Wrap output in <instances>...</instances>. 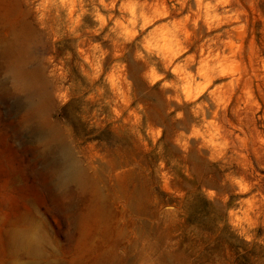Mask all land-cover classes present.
<instances>
[{"label":"rangeland","instance_id":"rangeland-1","mask_svg":"<svg viewBox=\"0 0 264 264\" xmlns=\"http://www.w3.org/2000/svg\"><path fill=\"white\" fill-rule=\"evenodd\" d=\"M0 48V264H264V0H0Z\"/></svg>","mask_w":264,"mask_h":264},{"label":"bare ground","instance_id":"bare-ground-1","mask_svg":"<svg viewBox=\"0 0 264 264\" xmlns=\"http://www.w3.org/2000/svg\"><path fill=\"white\" fill-rule=\"evenodd\" d=\"M4 43V42H3ZM231 44H227V43H223V45H218L215 49H214V53H215V57H217V59H223L225 52L227 53V50L229 51ZM7 47V46H6ZM1 49V48H0ZM10 50V49H9ZM231 51V50H230ZM21 52V51H20ZM15 53V52H14ZM210 53V52H209ZM226 56V55H225ZM19 58V57H18ZM218 59V60H219ZM11 60V59H10ZM22 60V59H21ZM20 66V65H19ZM22 67V66H21ZM18 69V68H17ZM19 72V71H18ZM260 77V76H259ZM237 79V78H236ZM247 79V78H245ZM233 80V78L231 79ZM234 81V80H233ZM232 81V82H233ZM238 81V79L236 80ZM247 81V80H246ZM244 82V80H243ZM247 83V82H246ZM245 83V84H246ZM232 84V83H231ZM234 84V83H233ZM244 84V85H245ZM243 85V84H241ZM233 89V88H232ZM232 95V94H231ZM238 94H236L237 96ZM238 97V96H237ZM236 97V98H237ZM241 99V97H240ZM26 103V102H25ZM29 103V102H28ZM32 104V103H31ZM235 108V112L239 114V106H240V102L239 99L235 100V103L233 105ZM233 109V108H232ZM233 111V110H232ZM231 112L232 114L235 112ZM234 115V114H233ZM237 115V114H236ZM238 116V115H237ZM234 117V116H233ZM235 118V117H234ZM239 119V116H238ZM239 122V121H238ZM240 123V122H239ZM232 125V124H231ZM242 125V123H241ZM234 126V124H233ZM238 127V126H235ZM235 127L233 129H235ZM240 128V126H239ZM238 128V129H239ZM237 129V128H236ZM231 130V129H229ZM36 131L37 133L41 134L42 130L38 129L36 127ZM232 131V130H231ZM46 134V133H44ZM48 136V135H47ZM46 167L47 169L50 171L54 182L56 185L60 186L62 192L67 191V189L70 187V185L72 184H78L81 182L82 179V172H81V168L78 164V162L75 160V158L73 157L72 153L70 152V150L67 148L66 145H58L53 147V149H49V151L46 154ZM75 186V185H74ZM77 187V186H76ZM132 212V211H131ZM32 218V217H31Z\"/></svg>","mask_w":264,"mask_h":264}]
</instances>
